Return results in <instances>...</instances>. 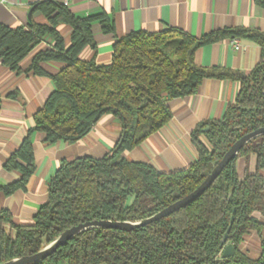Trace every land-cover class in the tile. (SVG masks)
Returning <instances> with one entry per match:
<instances>
[{
    "label": "trees",
    "instance_id": "1",
    "mask_svg": "<svg viewBox=\"0 0 264 264\" xmlns=\"http://www.w3.org/2000/svg\"><path fill=\"white\" fill-rule=\"evenodd\" d=\"M34 4L33 11H39L45 22L31 19L26 27L0 22V61L19 71L20 62L32 53L28 70L37 75L48 74L44 62L62 66L50 74L54 90L3 165L7 171L18 172L19 178L0 186V192L9 195L25 188L35 170L34 132H40L46 143H73L106 114L120 121L121 131L105 155L60 163L48 181L46 201L30 223L15 224L10 212L0 209V263L37 252L80 222L153 215L191 192L237 138L264 126V34L240 28L219 29L201 37L175 27L134 31L118 37L110 61L98 64L81 59L79 53L85 46L95 47L94 22L101 24L102 31H112L104 13L76 16L57 0ZM62 23L71 28L68 46L57 30ZM46 36L51 43L40 47ZM239 36L254 38L262 48L261 59L249 74L195 62V52L202 44ZM207 77L235 79L239 92L221 119L200 122L192 130L191 141L197 150L193 164L163 172L148 162L122 156L167 123L171 112L166 98L196 93ZM250 154L255 156L254 170L240 174L237 159ZM262 169L264 134L245 144L197 198L169 215L129 231L92 228L80 232L32 264L59 260L66 264H264ZM251 232L260 241L257 259L238 248ZM225 236L234 245L229 258L221 257Z\"/></svg>",
    "mask_w": 264,
    "mask_h": 264
},
{
    "label": "crops",
    "instance_id": "2",
    "mask_svg": "<svg viewBox=\"0 0 264 264\" xmlns=\"http://www.w3.org/2000/svg\"><path fill=\"white\" fill-rule=\"evenodd\" d=\"M41 0H0V22L26 27L27 12ZM76 16L104 13L112 31L104 32L99 22L92 25L95 47L85 46L79 53L83 60L98 64L111 59L112 44L134 31L155 32L167 27L182 29L194 37L209 32L240 28L264 34V3L260 0H57ZM31 19L45 22L39 11H32ZM57 30L68 46L71 28L59 24ZM239 48L228 38L202 44L195 52V62L206 68H224L249 74L261 59L262 48L252 37L239 36ZM51 43L46 36L40 47ZM32 53L12 70L0 61V186L19 178V173L7 171L3 165L19 147L28 129L33 126V115L42 107L55 86L50 74H55L61 63H42L45 75L34 74L28 67ZM239 82L231 78H204L196 93L179 98H166L171 117L159 130L150 134L136 147L122 153L128 160L144 161L163 172L182 170L197 159L191 132L200 122L219 120L228 106L235 102ZM121 131L120 121L111 114L102 116L90 131L73 143H46L40 132L31 136L35 170L25 184L9 195L0 192V209H7L15 224H27L47 198L48 181L62 161L80 156L101 157L109 152ZM204 140V137L201 136ZM255 156L237 159L240 174L252 172ZM264 175V169L261 170ZM239 250L251 259L260 256L259 237L249 233L239 244ZM48 264H66L59 260Z\"/></svg>",
    "mask_w": 264,
    "mask_h": 264
},
{
    "label": "water",
    "instance_id": "3",
    "mask_svg": "<svg viewBox=\"0 0 264 264\" xmlns=\"http://www.w3.org/2000/svg\"><path fill=\"white\" fill-rule=\"evenodd\" d=\"M35 7L33 4L28 12L27 18L31 20V14ZM264 126H260L256 129H253L245 134H242L237 138L223 153L218 162L212 167V169L205 175L203 180L188 194L182 198L174 201L173 203L167 205L166 207L160 209L151 216L137 219V220H111V219H92L84 222H80L76 225H73L64 231L60 232L52 241L47 243L37 252L29 255H22L19 257L12 258L10 260L4 261L0 264H32L40 262L45 259L48 255L53 253L57 247L64 245L69 239L74 237L76 234L87 231L92 228H113L124 231H129L134 228L143 226L145 224L151 223L154 220L165 217L172 213L173 211L185 206L189 202L197 198L204 190H206L213 180L218 176L222 169L237 156L239 150L247 144L250 140L263 135ZM227 237L223 239L224 245L221 250L222 258H229L234 253V245L230 242H226Z\"/></svg>",
    "mask_w": 264,
    "mask_h": 264
},
{
    "label": "built area",
    "instance_id": "4",
    "mask_svg": "<svg viewBox=\"0 0 264 264\" xmlns=\"http://www.w3.org/2000/svg\"><path fill=\"white\" fill-rule=\"evenodd\" d=\"M63 1H64V3H67L69 0H63ZM231 44L233 45V47L239 48V40L237 38H232ZM218 256L220 258V254Z\"/></svg>",
    "mask_w": 264,
    "mask_h": 264
}]
</instances>
